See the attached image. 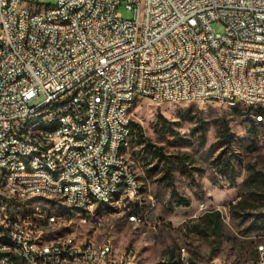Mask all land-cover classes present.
Listing matches in <instances>:
<instances>
[{
  "label": "built area",
  "instance_id": "1",
  "mask_svg": "<svg viewBox=\"0 0 264 264\" xmlns=\"http://www.w3.org/2000/svg\"><path fill=\"white\" fill-rule=\"evenodd\" d=\"M23 1L32 2L0 0V21L9 28V36L0 38V168L18 163L16 175L7 181L25 198L40 195L36 186H45L66 194L62 205L88 203L93 215L111 183H121L133 196L124 165L122 174L113 177H102V170L120 163L115 148L133 139L125 125L134 121L132 107L138 101L221 104L225 95H244L250 105L264 101V68H253V60L264 58V0H54L57 11L40 7L36 16L22 9ZM73 4L82 8L76 26H49L51 16L67 17ZM122 7L132 14L130 20L123 19ZM215 23L224 26L223 34L212 29ZM6 44H13V53H6ZM70 79H77L76 87H69ZM41 96L47 110L31 113ZM66 96H73V104L57 107ZM124 97H132V105H125ZM60 109H69L62 131L38 139L41 131L32 130V122H46ZM65 123L75 124L82 143L68 140ZM86 125H95V132L87 133ZM53 140H60L59 168L55 176H45L37 160L35 165L23 161V153L46 149L45 159L52 165L47 146ZM71 172L91 173L92 182L70 180ZM85 185H92V192H85ZM12 202L0 191V207L10 222V232L2 229V236L11 241V248L0 247V264L2 253L51 264L67 255H88L90 240L79 239V247H72L67 239L66 247L46 250V245L37 246L40 233L24 237V230L38 224L50 225L47 233L54 232L61 217L44 207L18 220V212L5 211ZM107 245L105 264H136L134 251L115 248V256H106ZM259 250L264 253V245ZM174 262L185 264L181 250Z\"/></svg>",
  "mask_w": 264,
  "mask_h": 264
},
{
  "label": "rangeland",
  "instance_id": "2",
  "mask_svg": "<svg viewBox=\"0 0 264 264\" xmlns=\"http://www.w3.org/2000/svg\"><path fill=\"white\" fill-rule=\"evenodd\" d=\"M29 3L56 4L54 0H32ZM120 13L125 20L132 18L123 7ZM212 29L218 34L225 31L221 23L213 24ZM43 99L41 96L34 100V105ZM258 113L242 106L218 103L157 105L146 100L138 101L133 109V120L142 126L145 138L162 148L171 159L177 156L189 158L184 163H175L171 169L172 185L166 179L167 169L163 162L151 159L143 162L142 158L147 154L138 145L139 140L134 145L132 139L130 154L142 184L141 195L135 198L124 196L106 207L99 205L93 215L89 210L62 205L63 201L48 198L13 199L12 203L5 204L6 210L27 217L34 215L36 209L46 207L61 220H57L52 233H47L50 227L43 228L44 240L74 237L97 245L109 243L114 250L134 251L138 264H164L173 260L181 249L189 253L192 264L213 261L256 264L257 248L264 245V230L245 234L252 218L244 216L264 214V122L255 123ZM160 116L169 122L172 131L160 122ZM199 118L207 122L204 147H200ZM224 120L229 123L236 140L233 156L237 174L235 186L217 169L219 156L225 157V151L219 146ZM252 168L258 172V180L263 184L260 191L245 185L253 174ZM250 190L257 196H251ZM176 198L189 200L190 207L175 206ZM240 202H249L246 211L234 209ZM133 204L140 208L136 221L130 214ZM213 212H220L222 219V229L216 235L204 222L205 214ZM45 225L35 226L40 230Z\"/></svg>",
  "mask_w": 264,
  "mask_h": 264
},
{
  "label": "bare ground",
  "instance_id": "3",
  "mask_svg": "<svg viewBox=\"0 0 264 264\" xmlns=\"http://www.w3.org/2000/svg\"><path fill=\"white\" fill-rule=\"evenodd\" d=\"M40 7H44V11L55 12L57 11V3L55 5H42L38 3L30 4L29 1L22 2V9L29 11V16H36L40 14ZM82 15L81 4H73L71 8L67 11V17L63 16H51L49 18V26L56 27L58 30H69V27H74L77 24V17ZM9 36V28L4 24V21H0V38H5ZM6 53H13V44H6ZM253 68H264V58H258L253 60ZM77 79L69 80V87H76ZM197 102L195 100H185L182 102L175 103H164V104H181V103H191ZM203 103H217L214 100H202ZM73 104V96H66V98L57 100V107H67ZM125 105H132V97H124ZM221 104H226L231 107L242 106L250 110H256L258 112H264V101H254L250 105V101L244 95H225V102ZM132 107V114H133ZM47 110V103L40 102L36 105L31 106V113H38L40 111ZM63 116H69V109H60V111H54V118L45 121H33L32 130L41 131L38 132V139H45V134H55L56 132L62 131L63 128ZM260 117L264 120V115L258 113L256 118ZM65 130L68 131V140L73 143H82V136L79 135V130H75V124L65 123ZM87 133L95 132V125H86ZM125 132H132L131 124L125 125ZM132 139L127 140V142H120L115 148V159H119L120 163H109L107 168L102 170V177H113L117 174H122V165L125 166L127 174H129V181L133 185V196L131 190L128 188H121V183H111L108 186V193L105 201H98L97 206H107L115 201H118L122 197L135 198L142 191V184L137 175L134 162L130 156L129 147H131ZM60 140H53L47 146V154L49 156V163L46 158V149L35 148L33 151H26L23 153V161H28V165H35V160H37V168L43 169V175L45 176H55L57 168H59L60 162ZM129 151V155L127 154ZM18 171V163H11L5 168H0V191L3 195H6L9 199L26 201L34 198H58V200L66 203V194L59 193L58 190H50L45 186H36V194L25 198V192L15 187L13 184H9L7 179H13ZM70 180H81V182H92V174L86 172H71ZM85 192H92V185H85ZM141 195V194H140ZM68 206L75 207L82 210H89L88 203L81 204H70ZM118 206V205H117ZM7 207V206H6ZM5 207V211L6 210ZM109 207V206H108ZM105 209V208H104ZM8 212V211H7ZM26 215V214H25ZM30 215V214H29ZM134 215V214H133ZM132 215V216H133ZM30 216H20L18 213V220L29 219ZM136 221V219H132ZM57 220H55V224ZM0 247L11 248V241L9 237L2 236L3 232H10V222H5V214L3 208L0 207ZM38 227V226H37ZM35 225H33V230H24V237L34 238V233H40L37 237V246L46 245V250H56V247H66V240L71 244L72 247H79V239L74 237H66L59 240L46 241L43 239L44 227L45 229L50 227V225L41 226L40 230H37ZM105 245V244H104ZM97 245L92 241H89V253L88 255H67L65 261H59L58 264H105V255H103V246ZM184 256H186L185 264H192V259L189 253L185 249H181ZM257 264H264V253H261L259 247L257 248ZM106 256H115V250L112 245H107ZM215 262V261H213ZM210 262L209 264H213ZM2 263L4 264H51V263H41L40 260H33L31 257L19 256V261L16 258L10 256L9 253H2ZM136 264L138 262L136 261ZM165 264V263H164ZM175 264V262L166 263ZM216 264H220L216 261Z\"/></svg>",
  "mask_w": 264,
  "mask_h": 264
},
{
  "label": "trees",
  "instance_id": "4",
  "mask_svg": "<svg viewBox=\"0 0 264 264\" xmlns=\"http://www.w3.org/2000/svg\"><path fill=\"white\" fill-rule=\"evenodd\" d=\"M259 113L264 114L262 113V111ZM160 122L163 125L168 126V129L172 131V128L169 126V122L162 116H160ZM206 126H207V122L203 118H199L197 122V127L199 133L201 134L200 147H204L206 143L205 141L206 133H207ZM131 128H132L134 145L136 144L135 142L138 139L139 140V143L137 142L138 145L142 146L143 152L147 154L145 158H142V161L147 162L148 159H151L152 161H156V160L162 161L163 165L167 169V172L165 174L166 179H168L170 181V185H172L174 179L171 169L173 168L175 163H184L185 161L189 160V158L187 156H181V157L177 156L171 159L170 158L171 156H168L162 148H158L157 146L151 144L149 140L145 138L144 130L139 123L132 121ZM221 129H222V133L220 136L219 146L221 149H223V151H225L224 152L225 157L223 158V155L219 156L217 162V169L221 175H223L226 179H228L231 182L233 186H235L237 174L235 172V162L233 160V156H234V145L236 143V140L234 134L231 133L230 126L227 121L225 120L222 121ZM227 154L230 155L227 156ZM252 172L253 174L250 175L248 180H246L245 185L248 188L257 189V191H260L263 184L260 182V180H258L259 179L258 172H256L254 168H252ZM249 192L251 196L254 195L257 196L255 192L253 193V191L251 190ZM176 199L177 200H175V206L177 207H190L191 205L189 200L183 198H176ZM248 205H250L249 202L246 204L240 202L236 207H234V209L240 208L242 211H246V208L249 207ZM130 214L131 215L134 214L138 217L140 216V208L137 204H133L132 211L130 212ZM244 217L247 219L252 218L251 225L248 228H246L245 234H251L254 232H260L264 230V214H260V215L247 214V216L245 215ZM204 222L207 223V225L209 226V228L212 229V232L215 235L218 234L222 229V219L220 212L205 214Z\"/></svg>",
  "mask_w": 264,
  "mask_h": 264
},
{
  "label": "crops",
  "instance_id": "5",
  "mask_svg": "<svg viewBox=\"0 0 264 264\" xmlns=\"http://www.w3.org/2000/svg\"><path fill=\"white\" fill-rule=\"evenodd\" d=\"M130 156H131V154H130ZM131 159H132V156H131ZM132 161H133V159H132ZM134 162V161H133ZM134 165H135V162H134ZM136 168V167H135ZM174 261V259L173 260H170V261H167V262H164V263H171V262H173ZM193 263V262H192ZM257 264V263H256Z\"/></svg>",
  "mask_w": 264,
  "mask_h": 264
}]
</instances>
